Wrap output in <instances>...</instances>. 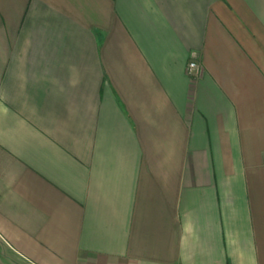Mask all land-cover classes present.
<instances>
[{
  "label": "crops",
  "instance_id": "crops-1",
  "mask_svg": "<svg viewBox=\"0 0 264 264\" xmlns=\"http://www.w3.org/2000/svg\"><path fill=\"white\" fill-rule=\"evenodd\" d=\"M0 264H264V0H0Z\"/></svg>",
  "mask_w": 264,
  "mask_h": 264
},
{
  "label": "built area",
  "instance_id": "built-area-1",
  "mask_svg": "<svg viewBox=\"0 0 264 264\" xmlns=\"http://www.w3.org/2000/svg\"><path fill=\"white\" fill-rule=\"evenodd\" d=\"M199 69V65L196 63V61L192 60L189 63V71L193 73L194 71H197Z\"/></svg>",
  "mask_w": 264,
  "mask_h": 264
},
{
  "label": "rangeland",
  "instance_id": "rangeland-1",
  "mask_svg": "<svg viewBox=\"0 0 264 264\" xmlns=\"http://www.w3.org/2000/svg\"><path fill=\"white\" fill-rule=\"evenodd\" d=\"M200 67V66H199Z\"/></svg>",
  "mask_w": 264,
  "mask_h": 264
}]
</instances>
